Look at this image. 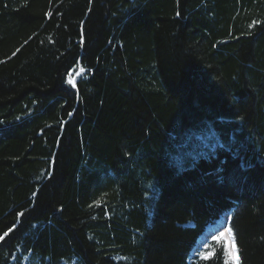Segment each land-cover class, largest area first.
<instances>
[{"label": "trees", "instance_id": "trees-1", "mask_svg": "<svg viewBox=\"0 0 264 264\" xmlns=\"http://www.w3.org/2000/svg\"><path fill=\"white\" fill-rule=\"evenodd\" d=\"M0 61V264H264V0H0Z\"/></svg>", "mask_w": 264, "mask_h": 264}, {"label": "rangeland", "instance_id": "rangeland-1", "mask_svg": "<svg viewBox=\"0 0 264 264\" xmlns=\"http://www.w3.org/2000/svg\"><path fill=\"white\" fill-rule=\"evenodd\" d=\"M78 72V71H77ZM76 72V73H77ZM73 73L74 78L79 77ZM223 123V122H221ZM238 127H233L231 124L225 123L222 127L218 128L211 123H205L200 126L198 129H194L188 132H179L178 135L173 137L171 145L167 151L170 155H172L173 160L176 163H180L185 157L195 156L198 157L201 153H204V149L210 152H213L217 147H230L232 144L236 143V132L238 131ZM198 152V153H197ZM227 217L221 219L218 222L217 227L209 230L195 245V248L191 252V257L196 260H200L198 254L196 253V249H203V244L205 239L210 246H215L216 249L219 247L216 242L212 239L213 232H217V230H223L226 227L225 220ZM223 225V227H222ZM218 234V232L216 233ZM210 250V249H209ZM224 257V261H225Z\"/></svg>", "mask_w": 264, "mask_h": 264}, {"label": "snow or ice", "instance_id": "snow-or-ice-1", "mask_svg": "<svg viewBox=\"0 0 264 264\" xmlns=\"http://www.w3.org/2000/svg\"><path fill=\"white\" fill-rule=\"evenodd\" d=\"M47 15H51V13H48ZM256 23H259V22L253 21V24L249 25V27H253ZM16 51L18 52L19 49H17ZM15 54L16 53L14 52L13 55ZM84 71L85 69L81 67L79 71L76 73V75L79 76L83 74ZM66 83L73 89L77 87V83H76V80L72 72L67 73ZM69 115H71V113ZM241 167H244V165L242 164ZM98 203L99 202H97V204ZM23 215L24 213L17 214L18 218ZM230 219H231L230 217L227 218L225 220V224H227L228 220ZM15 227L16 225L14 224L11 227H9L6 231H4L3 234L0 235V241H4L6 237H9V234L14 231ZM217 232L218 234H215V233L212 234V239L214 242H216V244L219 245V251L222 252L224 257L226 258L224 261V264H241L240 257L238 255V247L235 242V236H234L232 227H224L222 231L218 229ZM203 249L204 250H201L199 248L196 249V253L198 254L200 260L206 261V260H209L215 257L217 249L214 245L210 246L207 243L206 239L203 244Z\"/></svg>", "mask_w": 264, "mask_h": 264}, {"label": "bare ground", "instance_id": "bare-ground-1", "mask_svg": "<svg viewBox=\"0 0 264 264\" xmlns=\"http://www.w3.org/2000/svg\"><path fill=\"white\" fill-rule=\"evenodd\" d=\"M214 227H217V225L214 226ZM214 227H211L209 230L213 229ZM209 230H208V231H209ZM208 231H207V232H208ZM207 232H205V233L200 237V239H201V238H202ZM214 233L216 234L217 232H213V234H214ZM200 239H199V240H200ZM199 240H198V241H199Z\"/></svg>", "mask_w": 264, "mask_h": 264}]
</instances>
